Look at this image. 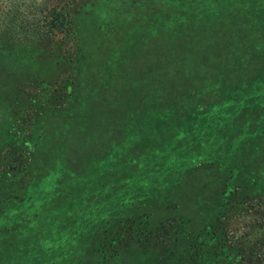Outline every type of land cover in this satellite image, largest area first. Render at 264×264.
<instances>
[{
  "label": "trees",
  "instance_id": "obj_1",
  "mask_svg": "<svg viewBox=\"0 0 264 264\" xmlns=\"http://www.w3.org/2000/svg\"><path fill=\"white\" fill-rule=\"evenodd\" d=\"M93 1L96 0H0V43L21 56L52 57L62 63L79 60L82 53L68 55L65 46L75 37L74 17ZM223 5L227 7L203 11L205 17L216 19L214 23L192 28L201 35L191 37L201 36L202 40L188 43L192 51L196 49L194 59L188 61L193 73L186 77L176 69L171 80L156 79V90L150 91L143 84L136 94L130 91L136 102L117 109V117L112 108L106 109L116 141L103 149L76 143L73 133L81 117L63 107L69 92L59 104H49L48 98L40 104L30 102L40 109L45 104L54 105L53 113L49 111L44 117L51 114L60 118L53 122L51 118L49 124L42 121L38 141L26 139L31 147L37 145V159L32 158L38 168L30 182L18 184L25 196L16 193L11 200L0 199V264H70L71 259L80 257L81 243L75 230L83 221L81 217H88L93 209L87 208L94 202L92 196L102 194L104 189L108 196L98 212L125 206L128 197L152 190L156 183L167 187L201 162L204 154L222 157L238 152L232 160L239 167L243 158L239 155L247 150L248 139L258 142L262 134L264 7L236 8L237 3L231 0ZM221 18L223 23L216 24ZM2 96L0 92V103ZM198 102L205 103L204 109ZM233 120L245 124L234 125ZM139 136L158 143L160 150L139 148ZM125 147L131 150L117 158V152ZM169 147L175 148L177 155L170 154L173 150L168 151ZM254 148L257 147L247 152L255 153ZM250 166L257 167L258 162ZM79 175L84 179L72 183L73 177ZM100 176L108 181L105 186L96 182ZM247 199L243 207L235 206L231 213L236 214L237 228L247 231L237 237L234 252L222 243L214 252L215 264H264V198ZM77 203L82 205L74 213ZM93 206L96 209V202ZM122 210L126 213L128 207ZM219 217L222 221L224 215ZM222 235L223 241L229 240L224 231ZM143 237L146 236H139V240Z\"/></svg>",
  "mask_w": 264,
  "mask_h": 264
},
{
  "label": "rangeland",
  "instance_id": "obj_2",
  "mask_svg": "<svg viewBox=\"0 0 264 264\" xmlns=\"http://www.w3.org/2000/svg\"><path fill=\"white\" fill-rule=\"evenodd\" d=\"M225 1L88 2L74 17L75 37L65 46L68 55L74 57L77 52L82 53V58L73 59L71 63L58 62L52 57L21 56L0 43V92L4 101L0 103V199L11 200L10 196L16 193L25 196L18 184L30 182L38 168L32 158L37 159V145L31 147L26 139L36 142L42 121L49 124L51 118L52 122L60 118L55 114L44 117L55 110L54 105L49 104L62 103L69 92L63 107L81 117L73 133L76 143L103 149L116 141L114 126L107 122L110 113L106 109L112 108L117 117V109L131 106L135 101L133 93L143 84L152 91L159 85L156 79L166 77L169 81L176 69L186 77L193 73L188 61L194 59L196 49L192 51L188 43L202 40L201 36L191 37L201 35L192 28L214 23L216 19L205 17L203 11L210 8L215 12L227 7L223 5ZM231 1L237 3L236 8L238 5L249 9L264 7L262 0ZM217 20L216 24L223 23L224 19ZM188 26L191 27L188 29ZM46 98L49 104L41 109L30 104L47 102ZM197 104L204 109V102ZM260 106L264 110V103ZM233 122L234 125L245 124L241 120ZM260 123L261 139L258 142L248 139V148L257 147L255 153L247 152V148L239 155H243L239 167L232 160L238 152L222 157H207L203 153L201 162L167 187L154 183L152 190L128 197L125 206L98 212L104 208L108 192L106 195L104 189L102 194L92 196L94 202L87 208L93 209L88 217H81L83 221L75 230L81 243V256L71 259L70 264H215L214 252L222 243L231 252L236 251V239L247 229L237 228L236 214H231L233 207H243L247 198H264V117ZM139 137V148L160 150L158 143L155 145L153 140ZM130 150L125 147L116 157ZM168 151L177 155L175 148L169 147ZM71 157L74 159L72 153ZM255 161L258 166H250ZM82 179V175L74 176L72 183ZM96 182L103 186L108 183L105 176H100ZM78 205L82 203L75 205L74 213L80 210ZM125 207L128 212L120 211ZM221 214L224 215L222 221ZM223 231L228 241H223ZM141 235L146 237L139 240Z\"/></svg>",
  "mask_w": 264,
  "mask_h": 264
}]
</instances>
